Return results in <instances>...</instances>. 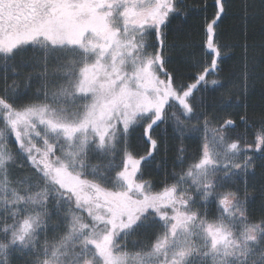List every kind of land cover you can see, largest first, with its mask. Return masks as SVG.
Wrapping results in <instances>:
<instances>
[{
	"label": "snow or ice",
	"instance_id": "obj_1",
	"mask_svg": "<svg viewBox=\"0 0 264 264\" xmlns=\"http://www.w3.org/2000/svg\"><path fill=\"white\" fill-rule=\"evenodd\" d=\"M0 264H264V0H0Z\"/></svg>",
	"mask_w": 264,
	"mask_h": 264
},
{
	"label": "trees",
	"instance_id": "obj_2",
	"mask_svg": "<svg viewBox=\"0 0 264 264\" xmlns=\"http://www.w3.org/2000/svg\"><path fill=\"white\" fill-rule=\"evenodd\" d=\"M198 0H189V3H196ZM234 20L229 18L226 19L224 24L221 26V31L223 33V41L227 42L232 38V32L234 27ZM198 20L195 18V16L190 17L187 20L182 19H175L173 20L172 24L170 25V31H169V43L171 44L173 41L177 43H183L187 41H191L193 45V51L197 52L198 55V42L200 40V37L198 35ZM252 39H255L257 42L261 40V35L259 30L251 35ZM11 76V73H9ZM209 112L212 111V105H211V99H209ZM155 136H158L161 141L165 138V131L164 126L162 125L160 128H158L155 133ZM167 137L170 144H173L174 141H172V134H171V128L169 127L167 130ZM132 149L134 152H137L138 154L142 155L144 154V146L140 143V133H135L131 140ZM193 145L191 143L188 144L189 153L192 152ZM163 157V152H161L160 156L157 157V159H161ZM175 158L174 152L169 151L168 153V170L171 171L172 168V162ZM164 176V168L161 167L160 169H157L155 165H152L148 168V170L145 172V178L151 177L157 184H159L160 180ZM254 211L257 215H259L260 208L259 203H257L254 206ZM129 247H132L131 241H129Z\"/></svg>",
	"mask_w": 264,
	"mask_h": 264
}]
</instances>
